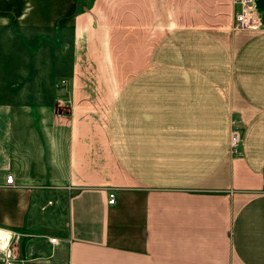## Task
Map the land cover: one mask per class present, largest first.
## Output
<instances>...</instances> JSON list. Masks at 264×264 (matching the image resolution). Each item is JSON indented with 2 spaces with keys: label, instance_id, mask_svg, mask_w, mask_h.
Masks as SVG:
<instances>
[{
  "label": "crops",
  "instance_id": "crops-1",
  "mask_svg": "<svg viewBox=\"0 0 264 264\" xmlns=\"http://www.w3.org/2000/svg\"><path fill=\"white\" fill-rule=\"evenodd\" d=\"M256 5L0 0V228L57 239L26 264H264Z\"/></svg>",
  "mask_w": 264,
  "mask_h": 264
},
{
  "label": "built area",
  "instance_id": "built-area-1",
  "mask_svg": "<svg viewBox=\"0 0 264 264\" xmlns=\"http://www.w3.org/2000/svg\"><path fill=\"white\" fill-rule=\"evenodd\" d=\"M234 16L232 28L235 31L249 32L259 30L260 23L256 0H233ZM242 130L234 127L230 134L229 150L234 158L241 156ZM5 185L15 184L14 176L8 174L5 178ZM114 195H109L108 203L114 204ZM22 230L0 228V264H26L25 258L20 255L22 241L29 238ZM50 244H57L56 238L49 239Z\"/></svg>",
  "mask_w": 264,
  "mask_h": 264
},
{
  "label": "rangeland",
  "instance_id": "rangeland-1",
  "mask_svg": "<svg viewBox=\"0 0 264 264\" xmlns=\"http://www.w3.org/2000/svg\"><path fill=\"white\" fill-rule=\"evenodd\" d=\"M57 108L58 107H56V109ZM49 237H51V235L47 233L34 232L33 234H31L30 237L27 238V241L21 247L24 255L25 256L33 255L34 257H37V256H42L43 254L44 255L48 254L49 251L54 249V246L47 243L48 245H46V249L42 250L41 252H38L36 248L40 242H46L47 238Z\"/></svg>",
  "mask_w": 264,
  "mask_h": 264
}]
</instances>
